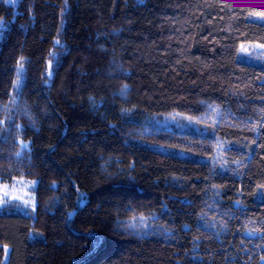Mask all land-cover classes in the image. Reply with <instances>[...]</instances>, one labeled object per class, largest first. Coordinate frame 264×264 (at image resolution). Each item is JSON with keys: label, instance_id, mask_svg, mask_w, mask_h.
<instances>
[{"label": "trees", "instance_id": "trees-1", "mask_svg": "<svg viewBox=\"0 0 264 264\" xmlns=\"http://www.w3.org/2000/svg\"><path fill=\"white\" fill-rule=\"evenodd\" d=\"M261 16L0 0V176L38 179L35 215L0 211V262L10 244L9 264H264V65L239 56Z\"/></svg>", "mask_w": 264, "mask_h": 264}, {"label": "rangeland", "instance_id": "rangeland-1", "mask_svg": "<svg viewBox=\"0 0 264 264\" xmlns=\"http://www.w3.org/2000/svg\"><path fill=\"white\" fill-rule=\"evenodd\" d=\"M264 20V16L260 17ZM240 58L253 63L264 65V44L259 42H243L240 46ZM24 66H19L18 77L14 87L13 95H19L24 79ZM214 112L211 113V116ZM177 118L176 116H174ZM157 122H153L156 125ZM163 122H159L156 126H162ZM24 145L29 147L30 140H24ZM171 151V150H169ZM37 178L19 177L13 181H3L0 176V211L12 204L14 209L26 215H35L37 209ZM73 213V211L71 212ZM149 220L141 221L142 225L137 222L139 229L148 233L150 230H158L155 226L148 224ZM134 228L137 227L134 225ZM12 246L5 245V254L0 264H9Z\"/></svg>", "mask_w": 264, "mask_h": 264}]
</instances>
